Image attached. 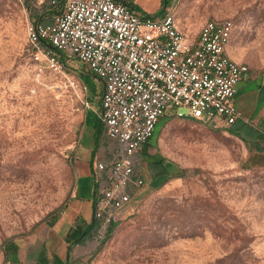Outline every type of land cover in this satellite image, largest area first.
<instances>
[{
	"label": "rangeland",
	"instance_id": "1",
	"mask_svg": "<svg viewBox=\"0 0 264 264\" xmlns=\"http://www.w3.org/2000/svg\"><path fill=\"white\" fill-rule=\"evenodd\" d=\"M177 1L193 21L230 19L235 52L264 68V0ZM43 7L0 0V255L64 207L84 117L92 127L100 110L101 83L86 79L83 93L67 86L82 82L79 61L65 58L68 72L56 74L32 60L26 28ZM147 152L184 176L151 182L140 160L143 187L110 237L90 245L91 264H264V168L245 166L239 142L168 111Z\"/></svg>",
	"mask_w": 264,
	"mask_h": 264
},
{
	"label": "built area",
	"instance_id": "2",
	"mask_svg": "<svg viewBox=\"0 0 264 264\" xmlns=\"http://www.w3.org/2000/svg\"><path fill=\"white\" fill-rule=\"evenodd\" d=\"M16 1L61 9L49 23L27 24L35 63L61 74L63 60L73 58L102 84L99 118L113 157L93 165L91 243H100L110 222L120 221L143 187L138 153L168 111L209 125L216 118L226 125L241 119L233 99L248 67L225 53L233 23L207 20L195 38H187L174 17L176 0L160 18L140 15L115 0ZM67 86L75 93L88 88L72 77ZM84 107L90 108L87 101Z\"/></svg>",
	"mask_w": 264,
	"mask_h": 264
},
{
	"label": "crops",
	"instance_id": "3",
	"mask_svg": "<svg viewBox=\"0 0 264 264\" xmlns=\"http://www.w3.org/2000/svg\"><path fill=\"white\" fill-rule=\"evenodd\" d=\"M115 1L140 15L152 18H160L167 9L162 8V0ZM130 3L132 6L128 5ZM44 6L35 12L37 18L33 17L31 21L45 20L46 23H49L56 14L61 12V9L52 8L47 4ZM160 10L163 12L160 13ZM181 10L180 2L177 1L174 17L179 29L187 38L189 36L195 38L205 21H193ZM230 38L225 47L226 55L234 61L246 64L248 67V72L243 74L244 76L237 85L236 95L233 99L234 107L241 114V119L236 120L231 125L215 122L211 125L208 124V126L222 130L223 134L241 144L244 150L243 163L247 168H264V68L246 63L247 61L235 52ZM89 109L93 108L90 106ZM93 111L95 114L93 126L87 127L86 117H84L78 143L71 153L73 184L69 199L60 210L58 219L52 226L42 224L28 236L5 241L1 247L0 264H71L74 261H78L79 264H91L93 260V253L89 250L92 244L91 240L82 245H74L68 248L64 242V235L78 219L88 224L93 221L95 197L93 165L97 161L108 162L113 157V145L104 136V127L99 118L100 110L95 111L93 109Z\"/></svg>",
	"mask_w": 264,
	"mask_h": 264
},
{
	"label": "trees",
	"instance_id": "4",
	"mask_svg": "<svg viewBox=\"0 0 264 264\" xmlns=\"http://www.w3.org/2000/svg\"><path fill=\"white\" fill-rule=\"evenodd\" d=\"M171 1L172 0H162V8H167L169 6V4L171 3ZM128 5L132 6L131 3ZM161 12H163V10H160V13ZM40 22L43 24L46 23L45 20H40ZM29 53L31 55L30 49H29ZM63 63H64V70L66 72H68L67 61H65V59L63 60ZM90 77L91 76H89L87 74L81 73L79 76V79L87 86L86 79H89ZM96 81H98V80H96ZM100 93H101V91H100ZM149 143H150V141H148L142 145L141 149L139 150L138 155H139V159L143 160L146 163L145 165L147 166V170L149 172V178H150L151 182H155L159 178H162V177L165 178V181H168L171 178H179V177L184 176L185 171L178 169V168L174 169V164L172 162L164 159L159 154H149L147 152V149L149 147ZM138 169L140 171V165H139ZM141 176H142V174H141ZM142 179L144 181L143 176H142ZM59 212H60V210L57 211L56 213H54L50 217V219L46 222L47 226H52L56 222V220L59 217V215H58ZM119 222H120L119 220H114V221L110 222V224L107 227L106 233H105V235H104V237L100 243H103L105 240H107L110 237V235L113 233V230L119 224ZM95 224H96V222L94 220L90 224L85 223L81 219L76 220L75 223L66 231V233L64 235V242L68 246V248H71L74 245H82L86 241L91 240L93 234L95 233V228H96ZM93 254H95V252ZM71 264H79V262L74 261Z\"/></svg>",
	"mask_w": 264,
	"mask_h": 264
},
{
	"label": "water",
	"instance_id": "5",
	"mask_svg": "<svg viewBox=\"0 0 264 264\" xmlns=\"http://www.w3.org/2000/svg\"><path fill=\"white\" fill-rule=\"evenodd\" d=\"M50 47V49H52L53 51H55L56 52V50L53 48V47H51V46H49ZM58 55H61L59 52H56Z\"/></svg>",
	"mask_w": 264,
	"mask_h": 264
}]
</instances>
